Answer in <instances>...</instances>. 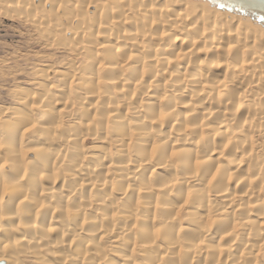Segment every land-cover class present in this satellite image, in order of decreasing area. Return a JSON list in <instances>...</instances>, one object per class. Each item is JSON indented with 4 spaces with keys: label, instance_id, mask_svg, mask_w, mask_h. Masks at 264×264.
<instances>
[{
    "label": "clouds",
    "instance_id": "clouds-1",
    "mask_svg": "<svg viewBox=\"0 0 264 264\" xmlns=\"http://www.w3.org/2000/svg\"><path fill=\"white\" fill-rule=\"evenodd\" d=\"M0 264H264V26L0 0Z\"/></svg>",
    "mask_w": 264,
    "mask_h": 264
},
{
    "label": "water",
    "instance_id": "water-1",
    "mask_svg": "<svg viewBox=\"0 0 264 264\" xmlns=\"http://www.w3.org/2000/svg\"><path fill=\"white\" fill-rule=\"evenodd\" d=\"M210 3L264 23V0H210Z\"/></svg>",
    "mask_w": 264,
    "mask_h": 264
},
{
    "label": "bare ground",
    "instance_id": "bare-ground-1",
    "mask_svg": "<svg viewBox=\"0 0 264 264\" xmlns=\"http://www.w3.org/2000/svg\"><path fill=\"white\" fill-rule=\"evenodd\" d=\"M221 8H223V7H220V8H216L215 7V9L217 10L218 14H220L222 16L229 17V18L233 19L234 21L244 20V21H247L249 24H252V25L257 26V27L264 26V23L258 22V21L252 19L249 16L241 15V14L233 12V11L230 12L226 8H225L226 10L225 9H221Z\"/></svg>",
    "mask_w": 264,
    "mask_h": 264
},
{
    "label": "rangeland",
    "instance_id": "rangeland-1",
    "mask_svg": "<svg viewBox=\"0 0 264 264\" xmlns=\"http://www.w3.org/2000/svg\"><path fill=\"white\" fill-rule=\"evenodd\" d=\"M212 6H213L214 8H215V7H216V8H220V7H218V6H216V5H213V4H212ZM221 9H225V8H221ZM225 10H226V9H225ZM228 11H230V10H228ZM230 12H231V11H230Z\"/></svg>",
    "mask_w": 264,
    "mask_h": 264
}]
</instances>
